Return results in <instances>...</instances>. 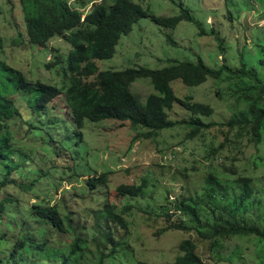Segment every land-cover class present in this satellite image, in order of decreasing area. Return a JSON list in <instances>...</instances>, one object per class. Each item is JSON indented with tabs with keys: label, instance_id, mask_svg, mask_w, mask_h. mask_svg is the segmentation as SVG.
<instances>
[{
	"label": "rangeland",
	"instance_id": "obj_1",
	"mask_svg": "<svg viewBox=\"0 0 264 264\" xmlns=\"http://www.w3.org/2000/svg\"><path fill=\"white\" fill-rule=\"evenodd\" d=\"M67 1L87 13L103 0ZM132 1L156 17L187 10L192 22L183 20L167 29L150 18L141 19L122 36L112 59L96 61L100 71L159 70L172 62L201 59L215 71L244 67L264 84V0ZM0 39V62L21 71L30 83L62 90L70 86L68 61L74 47L60 37L45 47L31 44L19 0H0ZM170 86L176 98L189 96L193 103L209 106L213 114L200 120L213 127L193 139H188L192 129L185 125L146 139L141 135L148 131L134 129L129 122L87 121L80 135L63 96L42 112L36 108V94L9 97L14 101L13 153L7 161L0 158V180L10 172L13 183L0 194V200L11 201L0 212V264L19 263L11 252L24 239L47 240L42 254L24 252L25 263L61 264L77 236L92 241L99 237L97 212L106 204L119 211L130 208L125 215L129 231L110 228L120 247L112 264H174L181 256L180 244L189 240L196 244L203 264H264V240L209 233L210 228H226L234 221L264 232V130L256 142L249 128L226 127L245 110L227 83L209 80L195 88L176 80ZM131 92L142 104L156 93L149 79L137 80ZM168 114L174 123L193 119L177 104ZM102 174H107L106 184L90 188L88 180ZM33 183L32 190L21 187ZM122 185L145 186L143 197L121 198L117 189ZM245 186L252 190L246 211L232 205ZM209 189L215 191L213 197ZM177 204L191 214L175 212ZM54 205L62 218L70 217L76 234L62 233L34 216L36 208ZM176 225L181 230H175Z\"/></svg>",
	"mask_w": 264,
	"mask_h": 264
},
{
	"label": "trees",
	"instance_id": "obj_2",
	"mask_svg": "<svg viewBox=\"0 0 264 264\" xmlns=\"http://www.w3.org/2000/svg\"><path fill=\"white\" fill-rule=\"evenodd\" d=\"M19 1L31 44L45 47L53 38L60 37L69 41L74 50L70 53L68 61L70 86L64 90L42 82L32 84L21 71L0 62V158L2 160L7 161L13 153L10 145V125L14 121L11 114L14 101L9 97L20 92L36 94L35 103L39 112L47 109L59 96H63L70 110L72 122L80 135L82 133L79 130L84 128L87 121L92 123L116 121L129 122L134 129L147 130L146 134L141 135L146 139H155L160 131L185 125L192 129L188 139H193L200 131L213 127L200 120L201 117H210L213 110L207 105L193 103V99L189 96L183 99L176 98L170 85L178 80L184 86L198 88L212 80L217 83H227L231 96L236 97L238 104L245 105V110L236 115L226 127L232 130L249 128L256 142L262 140L264 84L259 77L244 67L238 71L227 67L215 71L208 69L201 59L196 62H172L159 70L139 67L123 71H100L97 66V60L114 57L122 36L131 33L141 19L150 18L161 27L174 29L183 20L192 22L187 10L180 9L179 15L164 18L156 17L132 0H111V3L103 0L101 3H93L87 13L73 8L67 0ZM72 31L76 32L69 34ZM168 40L174 44L170 35ZM1 42L0 39V47ZM90 78H94V81H88ZM139 79H149L156 91L149 95L145 104L139 102L131 92L132 84ZM175 104L181 106L193 119L190 122H172L168 111ZM9 175L10 172L0 180V194L13 183ZM106 182L107 174H102L88 180V186L95 189ZM21 187L29 191L33 189L34 183L30 186L22 184ZM144 190L145 186L122 185L117 189V194L121 198L134 200L142 198ZM214 192L209 189L211 197L214 196ZM251 195L252 190L249 186H245L242 195L232 205L246 211ZM8 202L11 201L7 198L0 200V212L5 210L4 206ZM174 209L180 214H191L190 209L179 204ZM129 210L130 208L125 206L119 211L116 205L106 204L97 212L99 237L92 241L77 236L61 264H112L111 261H116L120 255V247L115 244V236L110 228L115 227V231L120 229L128 232L130 224L125 219V215ZM34 216L48 222L52 228L62 233L76 234L70 217L62 218L55 205L36 208ZM173 228L181 230L182 227L176 225ZM201 229L205 230L204 227ZM213 231L215 237L255 236L264 240V232L257 228L243 227L236 221L227 223L226 228L221 225L210 228L209 233ZM2 243L3 240L0 238V248ZM46 246V239L42 242L20 240L13 246L11 258L18 261V264H27L22 260L24 252L29 253L34 250L42 254ZM197 250L193 241L182 242L179 246L181 256L174 264H203Z\"/></svg>",
	"mask_w": 264,
	"mask_h": 264
}]
</instances>
